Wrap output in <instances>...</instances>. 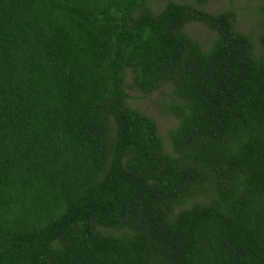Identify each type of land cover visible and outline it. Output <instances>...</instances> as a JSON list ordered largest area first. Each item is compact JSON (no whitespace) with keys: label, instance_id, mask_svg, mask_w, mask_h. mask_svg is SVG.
Here are the masks:
<instances>
[{"label":"trees","instance_id":"1","mask_svg":"<svg viewBox=\"0 0 264 264\" xmlns=\"http://www.w3.org/2000/svg\"><path fill=\"white\" fill-rule=\"evenodd\" d=\"M82 1L95 9L55 25L38 0H0V59L12 52L7 41L18 54L2 74L23 100L40 99L25 145L0 149V247L11 243L0 264L26 261L31 247L35 264H264V56L236 33L231 13L169 3L154 15L147 0ZM64 2L44 6L68 14ZM190 21L217 31L208 52L185 34ZM34 64L23 89L12 76ZM127 69L142 92L170 83L184 101L173 139L185 167L130 107ZM40 81L46 93L33 91ZM209 179L226 212L199 207L171 222L172 203ZM62 202L66 212L44 228L14 232L9 222L29 205Z\"/></svg>","mask_w":264,"mask_h":264},{"label":"rangeland","instance_id":"2","mask_svg":"<svg viewBox=\"0 0 264 264\" xmlns=\"http://www.w3.org/2000/svg\"><path fill=\"white\" fill-rule=\"evenodd\" d=\"M54 1L58 3L62 0ZM38 2L40 16L46 17L50 14L48 21L55 25L67 24L71 10L80 9L83 11V9H86L85 12L89 13L95 9V3H91L85 7L82 6V0H65L63 4L67 6L66 9L69 12L67 14L61 13V9L58 11L55 8L51 9L49 6H44V0H38ZM169 3L192 6L212 15L231 13L236 33L245 35L253 41L254 55L257 58L264 56V0H147V5L154 15H160ZM15 16L16 12L10 16L8 22ZM184 32L192 42L200 45L204 52H208L219 37L217 31L199 21L188 22L184 27ZM29 43V49H34V53L39 54L40 49L38 48L37 50L35 45L31 42ZM6 44L12 45L10 48L12 52L9 54V59H0V101L2 102L0 106V149L8 142L16 143V145L20 146L25 145L19 143H23L29 139L28 135H30L32 129H30L29 133L27 132L28 123H34L33 126H35L39 120V97L35 100L33 99L34 101L28 98L23 100L20 97V92L12 91L9 85V78L11 79V76L9 74H2V72H6L1 68L2 64L3 66L8 64L10 66V64H13L11 60L12 62L14 61V56H18V54H15V44L11 41H7ZM37 45L39 44L37 43ZM37 62L35 61V63ZM14 64L16 65V61H14ZM35 65L28 67L20 75L12 76V78L20 79L23 82V89L33 79ZM33 88V91L43 88L45 93L47 92V87L41 81L34 83ZM125 88L130 107L155 123L158 135L163 143L164 152L173 157L180 166L185 167L189 164V161L181 158V155L177 153L174 146L173 138L181 126L179 109L184 106V101L176 96L173 85L167 83L161 85L152 93H144L135 86L132 72L130 69H127ZM32 102L34 109L31 113L29 112V105ZM28 113L30 114V118L27 119ZM218 187V181L209 179L202 184H196L188 188L186 192L172 203L173 210L169 214V220L173 222L181 213L199 207L216 206L222 212H226L227 203L219 195ZM66 209L67 203L65 202L57 203L44 209H38L34 205H29L24 207V210L20 213H13L8 218L10 224L12 223L14 232H32L38 228L48 226L53 220L61 217L66 212ZM10 246L11 243L0 248L3 252H6ZM53 247L61 249L62 245L59 241H55ZM35 251L33 247L23 251L27 259L26 261H20L18 264H35L33 261Z\"/></svg>","mask_w":264,"mask_h":264}]
</instances>
